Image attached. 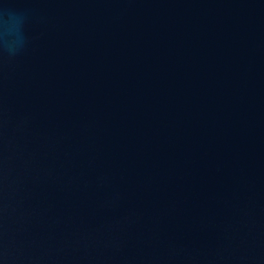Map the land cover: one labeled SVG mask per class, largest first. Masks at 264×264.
I'll return each mask as SVG.
<instances>
[{"label":"water","instance_id":"95a60500","mask_svg":"<svg viewBox=\"0 0 264 264\" xmlns=\"http://www.w3.org/2000/svg\"><path fill=\"white\" fill-rule=\"evenodd\" d=\"M0 264H264V0H0Z\"/></svg>","mask_w":264,"mask_h":264}]
</instances>
